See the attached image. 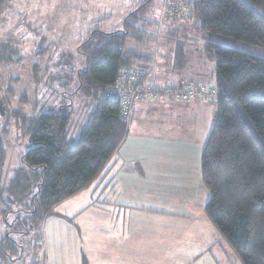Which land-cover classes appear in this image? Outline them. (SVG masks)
<instances>
[{
	"label": "trees",
	"instance_id": "1",
	"mask_svg": "<svg viewBox=\"0 0 264 264\" xmlns=\"http://www.w3.org/2000/svg\"><path fill=\"white\" fill-rule=\"evenodd\" d=\"M4 3L0 0V14ZM146 6L129 15L124 30H95L81 45L86 68L79 72L77 90L93 101L94 110L76 142L68 141L66 112L28 117L20 111L29 150L23 167L4 187L8 145L6 128L0 130V202L8 208L6 217L16 214L6 202L22 206L19 212L28 216L27 225L16 217L21 222L13 225L11 234L31 232L59 203L87 188L121 147L128 129L120 105L100 100L99 92L116 83L123 67L150 65L152 24L143 27L137 15ZM191 12L204 32L264 48V0H194ZM169 29L176 36V28ZM207 53L216 64L218 96L201 156L202 183L210 193L205 212L244 264H264V58L210 43ZM19 55L12 42L0 43L1 63L16 64ZM173 62L176 71L187 64L184 46L177 40ZM0 100L6 113V103ZM7 234L0 240L1 264L18 260L10 254L23 249Z\"/></svg>",
	"mask_w": 264,
	"mask_h": 264
},
{
	"label": "rangeland",
	"instance_id": "2",
	"mask_svg": "<svg viewBox=\"0 0 264 264\" xmlns=\"http://www.w3.org/2000/svg\"><path fill=\"white\" fill-rule=\"evenodd\" d=\"M146 2L145 10L138 11L137 15L143 27L149 23L152 24L150 31L152 32L153 58L151 61L156 57L159 48L157 75L158 70L161 75L165 72L166 67L163 61L170 59L171 51H174L176 47V40L184 46L187 56V69L184 73L189 77L194 76L195 73H197L196 76L209 75L211 78L215 75L216 64L207 53L209 43L264 58L263 47L204 32L200 26L193 23L176 29V36L170 33L169 29L176 28L175 25L165 26L159 32V15L163 0H5L0 14V42H12L20 52V61L12 65L0 62V96L6 103V113L3 114L0 111V130L6 128L5 141L8 145L2 175L4 187L8 186L17 171L23 167V156L29 150L28 136L24 132L26 121L22 122L18 113L23 111L28 117H37L42 114L66 112L70 116L67 138L69 142H76L81 129L88 123L94 110L93 101L83 97L77 90L79 72L86 68V58L80 52L81 45L95 30L103 32L124 30L125 20ZM182 28L185 31H182ZM161 78L164 80L163 77ZM148 121H152V118ZM198 127H201L200 123ZM143 132L145 135L131 128L126 133L122 145L134 137L137 139L139 133L143 138H152V154L155 151L161 154L160 148H168V145H162L167 140L154 141L155 138L160 137L152 135V129L149 131L144 129ZM155 164L154 161L152 174L155 178H152V183L155 184L156 189H152V208L155 211L153 214L172 217L173 221L179 219L174 215L175 213L179 215L176 211L177 207L188 205L194 210V215L187 218L195 230L189 227L190 231L193 237L205 240L202 247H194L196 251L192 248L184 249L181 253L186 254L179 259L180 264H244L206 215L205 205L210 198L205 202L204 198L210 197V193L202 183V175L199 178V184L196 176L184 177L185 181L180 184V187L186 189L188 193L185 197V194H180L179 199L174 196L177 200L174 201L173 195L166 190L167 187L160 189V185H167L170 179H160L161 166ZM163 165L166 168L176 169L169 167L167 163ZM184 165L187 167L186 163ZM176 174L178 177L181 174L186 175V170L176 172ZM100 181L93 184L104 185L108 180L103 179L99 184ZM201 183L206 191L205 195L201 193ZM93 195L94 192H91L86 200L82 197L75 202H70L71 204L56 206L41 224L35 226L27 234H11L13 225L21 222L16 217L22 218L23 222L28 224V216L19 212L22 206L10 205L6 202L16 214H8L2 221L4 225L0 224L2 228L0 240L9 233L10 237L24 249L18 248L17 254H10L18 260L8 264H34L37 257L41 259L45 257L44 264H47L48 252L49 262L53 264L55 251L52 238L53 219L57 217L56 215H61L74 224H79L82 215L78 213L86 207L89 209L91 202L98 204L100 200V195L92 199ZM130 196L132 195L126 194L124 197L129 198ZM5 197L9 200L7 194ZM161 199L163 202L160 201ZM1 205L5 208L6 215L8 208ZM191 212L193 211L190 209L189 214ZM186 214H188V209H186ZM194 218L196 221H193ZM2 232L4 233L1 235ZM57 234L64 238L68 235V231L59 229ZM209 237L211 240L214 239L212 246H208L206 241ZM56 246L64 251L63 243L60 245L56 243ZM217 252H219L218 255Z\"/></svg>",
	"mask_w": 264,
	"mask_h": 264
},
{
	"label": "crops",
	"instance_id": "3",
	"mask_svg": "<svg viewBox=\"0 0 264 264\" xmlns=\"http://www.w3.org/2000/svg\"><path fill=\"white\" fill-rule=\"evenodd\" d=\"M175 26L179 29L185 25ZM181 30L185 31L183 28ZM171 52L170 59L163 61L165 72L161 75L158 70L157 79L175 83L207 81L215 83L216 73L213 78L209 75L196 76L197 73L189 77L184 73L187 64L183 70H174V51ZM216 114V101L207 104L138 102L128 131L134 128L145 135L144 129L147 131L152 129V135L160 137L154 141L167 140L168 144L165 142L162 145H168L169 149L160 148L161 154L157 151L152 154V138H143L138 133L137 139L134 137L125 143L126 147L124 144L118 149L92 184L59 203L57 206L71 204L70 202L82 197L86 200L91 192H94L92 199L100 195L98 204L91 202L89 209L86 207L78 213L82 215L79 224H74L61 215H56L57 217L53 219L52 238L55 246L53 264H180L179 259L186 254L181 253L184 249L192 248L196 251L194 247H202L205 240L193 237L189 228L192 227L195 231L193 224L187 219L188 216L194 215L192 207L188 205L177 207L179 215L176 213L174 215L179 219L173 221L172 217L153 214L155 211L152 208V189L156 188L152 183V178H155L152 166L154 161L156 166H161L160 179H170L167 185L159 184L160 189L167 187L166 190L173 195L174 201H177L174 196L179 199L180 194H185V197L188 192L180 187V184L185 181L184 177L191 175L196 176L198 184L200 183L201 156ZM150 118L152 121H148ZM198 123L201 124V129ZM164 163L177 170L164 167ZM182 170H186L187 176L181 174L178 177L176 172L180 173ZM103 179L108 180L104 185H94L99 180L101 184ZM201 189V193L205 195L202 183ZM126 194L132 196L125 198ZM209 198V196L204 198V202ZM160 201L163 202V199ZM1 204L0 202V224L5 218V208ZM190 209L193 211L191 214ZM193 221H196L195 218ZM59 229L67 230L68 235L62 238L57 234ZM206 241L208 246L214 243L211 237ZM56 243L58 245L63 243L64 251L59 249ZM40 259L37 257L34 264H44L45 257ZM49 259L48 252L47 264H50Z\"/></svg>",
	"mask_w": 264,
	"mask_h": 264
},
{
	"label": "built area",
	"instance_id": "4",
	"mask_svg": "<svg viewBox=\"0 0 264 264\" xmlns=\"http://www.w3.org/2000/svg\"><path fill=\"white\" fill-rule=\"evenodd\" d=\"M194 0H163L159 15V32L165 26L195 24L192 4ZM159 48L147 67L126 66L118 74L116 83L99 92L100 100L118 102L121 121L129 128L138 102L144 103H199L216 101L218 88L214 82L161 81L157 79Z\"/></svg>",
	"mask_w": 264,
	"mask_h": 264
},
{
	"label": "water",
	"instance_id": "5",
	"mask_svg": "<svg viewBox=\"0 0 264 264\" xmlns=\"http://www.w3.org/2000/svg\"><path fill=\"white\" fill-rule=\"evenodd\" d=\"M0 111L5 114V108L3 107V102L0 100Z\"/></svg>",
	"mask_w": 264,
	"mask_h": 264
}]
</instances>
